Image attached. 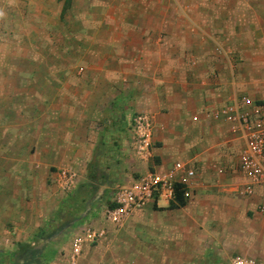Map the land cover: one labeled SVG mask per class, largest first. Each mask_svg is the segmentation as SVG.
Returning a JSON list of instances; mask_svg holds the SVG:
<instances>
[{"label":"crops","instance_id":"obj_1","mask_svg":"<svg viewBox=\"0 0 264 264\" xmlns=\"http://www.w3.org/2000/svg\"><path fill=\"white\" fill-rule=\"evenodd\" d=\"M14 1L0 0L2 145L15 142L16 89L9 79L13 82L16 71L8 64H13L15 55L13 44H8L13 27L7 19ZM126 13L147 17L141 23L134 21L133 26L128 23L129 32L124 37L104 41L106 49L98 59L104 73L117 71L120 75L119 88L112 89L106 81L103 86V92L112 95L108 109L117 121L124 117L131 127L129 120L143 114L152 122L149 155L142 161L136 154L133 168L164 172L181 160L189 161L196 170L191 198L183 205L157 209L155 204H148L118 226L127 227L135 221V231L129 232L135 247L127 250V263L227 264L235 255H244L264 264V188L258 187L252 196H239L236 187L242 180L227 154L231 149H224L220 141L221 135L229 139V134L224 125L209 117L238 95L255 96L264 87V0H135L127 5ZM74 87L76 91L72 88L70 104L65 108L78 111L84 99L79 94L86 87L82 81L75 82ZM65 89L59 87L57 94L62 95ZM78 123L54 121V132L50 133L44 125L45 134L35 139L38 150L21 155L33 161L28 171L37 167L47 171L52 166L50 161H68L73 156L89 162L94 146L86 150L72 147L79 141L72 131L63 134L64 129ZM18 141L26 142L24 138ZM65 144L71 148L64 150ZM2 151L7 149L2 147ZM12 152L6 154L10 161L16 159ZM213 163L229 165L227 173H215ZM11 165L8 163L7 168L13 169ZM16 218V239L30 237L33 231L28 230V213L21 208ZM102 226L107 231L97 241L99 245L126 235L114 231L115 225L106 219ZM72 239L64 264H72ZM90 246L85 241L82 252H88Z\"/></svg>","mask_w":264,"mask_h":264},{"label":"rangeland","instance_id":"obj_2","mask_svg":"<svg viewBox=\"0 0 264 264\" xmlns=\"http://www.w3.org/2000/svg\"><path fill=\"white\" fill-rule=\"evenodd\" d=\"M133 2L135 0H74V3L71 0H15L8 13L7 19L13 27L8 44H13L15 55L13 64H8L9 69L13 67L16 71V77L13 82L9 79V83L15 86L16 92L15 142L0 144V252L3 253V264H64V254L74 234H83L89 228L102 229L106 235L107 230L102 224L113 192L145 172L133 168L137 165L134 134L124 117L123 121H117L108 109L112 95L103 92L106 82L111 83L112 89L119 88L120 75L117 71L104 73L98 59L106 49L102 45L104 41L124 37L129 32L126 30L128 23L133 26L134 21L141 23L146 19L147 15L126 13L127 5ZM18 73L22 74L18 76ZM81 81L86 91H80L79 98L84 99L78 105V111L65 108L70 104L72 88L76 91L75 82ZM59 87H66L62 95L57 94ZM263 92L264 87L255 97ZM54 121H79L72 129L67 126L63 134L65 130L72 131L79 141L72 147L80 150L93 145V158L87 162L73 156L75 158L68 161H50L52 166L47 171L38 167L28 171L33 161L21 155H32L38 150L37 135L45 134L46 128L47 132H54ZM19 138L26 142L20 143ZM226 139L221 135V146L228 150ZM2 147L8 152L13 151L16 159L8 160V152H3ZM63 147L64 150L71 148L68 144ZM231 150L227 154L235 160L234 148ZM60 162L64 165L60 166ZM8 163H12L13 169L7 168ZM61 170L77 175V184L71 191H64L57 184V173ZM77 194L86 198L85 207L74 218L63 214L61 218L59 210L71 203V197ZM21 208L28 213L27 226L33 233L18 240L13 231ZM134 226V220L127 227L113 226L114 231L120 230L126 235L100 245L91 243L89 251L84 250L75 264H128L126 252L135 247L134 237L129 233L135 231ZM27 240L38 250L36 260L28 256L27 251L10 259L15 245Z\"/></svg>","mask_w":264,"mask_h":264},{"label":"built area","instance_id":"obj_3","mask_svg":"<svg viewBox=\"0 0 264 264\" xmlns=\"http://www.w3.org/2000/svg\"><path fill=\"white\" fill-rule=\"evenodd\" d=\"M209 117L224 125L229 134L226 145L230 149L234 148V167L242 180L236 187L237 193L241 197L252 196L258 187L264 188V92L259 97L240 94L211 112ZM131 130L135 137L136 153L142 161L146 160L152 145V122L147 116L136 114L131 121ZM228 167L225 164L211 165V169L219 175L227 173ZM195 176V167L189 161H176L164 172L148 170L131 183L115 189L111 205L106 209V220L120 226L148 204L167 208L175 200L178 187L183 199L188 200L191 198ZM57 184L64 191H71L77 184L76 173L59 171ZM104 235L102 229L89 228L83 234H77L71 242V263H76L85 241L94 243ZM227 264L257 263L253 258L235 255Z\"/></svg>","mask_w":264,"mask_h":264},{"label":"trees","instance_id":"obj_4","mask_svg":"<svg viewBox=\"0 0 264 264\" xmlns=\"http://www.w3.org/2000/svg\"><path fill=\"white\" fill-rule=\"evenodd\" d=\"M79 193V192H78ZM72 202L69 203L68 205L63 207V210H59V214L62 217L63 216H69V218H74L77 214V212H79L81 209H83L85 207V203H86V198L83 195H79L77 194L74 197H71ZM185 200L182 197L181 191L179 189V187L176 190V195H175V200L173 202L170 203L169 207L170 209H173L175 207H179L181 205H183V202ZM57 220V219H55ZM61 220V219H60ZM58 225V224H57ZM37 238L43 239L42 237H39V235H37ZM25 251H27L29 253L28 256H30L32 259L36 260L37 254L38 253L36 248H32V242L30 240H27L25 242H19L15 245V249H13V252L10 254V259L13 256H18L21 254H24ZM3 253L0 252V264H3L2 262V258H3Z\"/></svg>","mask_w":264,"mask_h":264},{"label":"clouds","instance_id":"obj_5","mask_svg":"<svg viewBox=\"0 0 264 264\" xmlns=\"http://www.w3.org/2000/svg\"><path fill=\"white\" fill-rule=\"evenodd\" d=\"M3 15V13H0V16H2Z\"/></svg>","mask_w":264,"mask_h":264}]
</instances>
